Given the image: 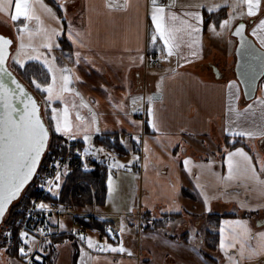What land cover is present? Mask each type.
I'll list each match as a JSON object with an SVG mask.
<instances>
[{
  "label": "crops",
  "instance_id": "obj_1",
  "mask_svg": "<svg viewBox=\"0 0 264 264\" xmlns=\"http://www.w3.org/2000/svg\"><path fill=\"white\" fill-rule=\"evenodd\" d=\"M29 4L31 19L11 18L15 0L0 10V18L13 28L3 24L8 28L5 35L19 55L22 50L34 53L25 63L43 57L38 63L47 69L51 63L61 66L60 73H50L46 86L53 90L51 99L46 91L49 106L74 116L81 113L90 124L88 130L70 129V136L57 132L51 119L52 131L83 142L84 152V137L95 141L102 134L120 136V151H108V163L100 160L108 170V188L98 211L102 220L113 221L120 241L107 238L101 253L92 252L102 243L103 225L83 227L87 248H82L87 253L79 254L75 264H264V77L255 98L245 100L234 72L238 42L233 36L239 24H246V34L264 49V0L255 15L248 14L244 0ZM160 8L163 13L157 11ZM154 11L162 16L166 30L175 29L172 55L153 22ZM195 14L203 18L202 24ZM225 20L228 24L221 27ZM151 55L159 58L158 66L150 65ZM64 76L69 90H64ZM226 139L241 144L230 149L224 145ZM237 150L246 154L249 166L230 177L228 154ZM233 159L243 157L236 154ZM114 185L118 192H113ZM213 214L232 216H225L214 229L207 225ZM164 217L169 218L162 231H144ZM50 226L53 231L72 230L73 218H53ZM196 228L202 229L198 233ZM207 231L218 234L213 259L205 256ZM95 236L90 246L88 240ZM64 242L56 244L53 264L67 246Z\"/></svg>",
  "mask_w": 264,
  "mask_h": 264
},
{
  "label": "snow or ice",
  "instance_id": "obj_2",
  "mask_svg": "<svg viewBox=\"0 0 264 264\" xmlns=\"http://www.w3.org/2000/svg\"><path fill=\"white\" fill-rule=\"evenodd\" d=\"M12 2L13 0H0V10H3L7 6L11 5ZM244 2L247 3V11L249 15H255L259 11L260 0H244ZM153 3L155 4V0H153ZM109 7H113V5L110 4ZM49 11L51 10L49 9ZM157 11L163 13L162 8L157 9ZM208 11H212L211 6L208 8ZM32 15L33 9L29 4V0H15V12L11 16L14 21L20 17L31 19ZM195 18L199 24L203 23V18L199 14H195ZM152 19L156 25V29L159 32L160 37L164 41L165 46L168 47V55H172L171 41L174 38L173 32L175 29L166 30L161 23L162 16L158 18L157 12L155 11L153 12ZM173 19H175V17H173ZM227 24L228 21L225 20L221 24V27H224ZM260 25L264 27V20L260 21ZM187 27L192 28L196 32L200 31L199 26L194 27L193 25L188 24ZM210 27L212 30H215V25ZM243 28L244 25L240 24L237 34H240V30ZM29 34L31 35V33ZM253 34H255V29L253 30ZM155 39L156 37L153 36V41H155ZM10 44V40L0 37V71H4V46ZM261 44L264 45V38L261 39ZM21 47H23V45H21ZM47 47L51 48L52 45L48 44ZM45 63H47V61H45ZM63 80L65 81L64 90H69L66 86L68 77L64 76ZM13 83H16V81L13 80ZM37 87L39 88L41 85L37 84ZM17 88L21 94H24L22 86L17 84ZM46 91L49 93V99H51L53 92L51 86H48ZM4 93L14 95L10 89L5 88L3 81L0 80V94ZM28 103H31V108L28 107ZM28 103H25L24 110L19 112L12 104L5 103V112L0 115V217H2L5 212L6 204H8L13 197L20 193V190L25 185V183L33 176L37 163L41 157V154L46 148V143L48 140V130L44 127L37 114V105L31 100V98H29ZM13 113L17 114L13 115ZM153 126L155 127V125ZM56 131H70L67 121H65L63 129L59 124H57ZM242 134L252 135V133ZM85 139H87V137ZM236 154L242 156L243 159L234 160L233 156ZM248 159L249 158L243 153L242 150H237V153H229V176L231 177L233 172L246 171L249 166L246 163ZM57 179H59V174L57 175ZM56 187H59V185H56ZM49 190L51 191V189ZM37 207L43 210L47 208V205L40 203L37 205ZM61 227H63V225H61ZM20 235L22 238L27 237L26 232H21ZM33 239H35V237H33ZM88 243L91 246L93 242L91 239H89ZM107 247L111 248L112 246L108 245ZM221 247H224L223 241L221 242ZM119 250L124 251L123 247H120ZM27 251L30 252L31 249L29 248ZM20 253L21 255H26V250L24 247L20 248Z\"/></svg>",
  "mask_w": 264,
  "mask_h": 264
},
{
  "label": "trees",
  "instance_id": "obj_3",
  "mask_svg": "<svg viewBox=\"0 0 264 264\" xmlns=\"http://www.w3.org/2000/svg\"><path fill=\"white\" fill-rule=\"evenodd\" d=\"M210 20V18H208ZM14 59V60H13ZM19 59V60H18ZM20 57L18 56V52L13 50L9 59V65L11 70L21 79V81L35 94L37 99L44 103L46 99V86L50 83L51 74L50 71L43 66L42 64L36 61H28L24 62L25 66H22L20 63ZM35 81V82H34ZM37 84L41 85V87H37ZM49 106L48 111H46L45 106L42 110V115L45 119V122L50 130V142L47 149V152L43 158L42 164L40 166V170L44 164L49 163L55 157L60 156L61 154L65 153L64 144H65V137L59 135L55 131H52V122L51 120V113ZM78 149L83 150L84 143L79 141ZM96 146L102 147L107 151H114L119 152L121 149L120 143V136L119 134H102L95 138L94 141ZM241 144V141L238 140L235 143L228 142L227 139L224 140L225 147L234 148L237 145ZM100 164L94 166L90 170H85L79 168V165L73 163L74 167H71L69 173L66 174V179L63 183V186L59 190H54V185L51 188V191L48 192L47 200L57 203H65V204H72L75 205L78 209H86L87 211H93L92 208L93 199L95 201L94 205L96 208L101 209L105 205V198L107 195V180H108V170L106 166ZM38 172V174H39ZM35 181V180H34ZM33 181V182H34ZM32 182V184H33ZM32 184L28 186L23 196L18 199L13 205L8 209L5 218H9L13 215H18L19 211H16L18 208H27L30 203V198L28 195H33ZM54 190V191H53ZM81 193V194H80ZM187 194V191H186ZM98 204V206H97ZM89 206V207H88ZM230 217L232 215L225 214V215H218L213 214L207 217V225L208 227H212L214 229H218L220 225L221 219L224 217ZM169 217H164L162 220H155L152 223L151 227H147L144 231H162L167 223ZM102 220V219H100ZM80 224L85 228H101V225L105 224H112L113 221L111 219H104L102 221L94 220V223H89L84 218L79 219ZM102 229V230H103ZM56 232L55 230L53 231ZM103 232V231H100ZM57 234V233H56ZM57 237L51 245V248H54L56 242L60 243L63 242L64 239ZM204 250L206 252L205 256L208 259H211V253H214L219 246L218 243V234L212 233L207 231L205 238H204ZM54 254V250H53ZM213 259V258H212ZM51 264H53V259H50Z\"/></svg>",
  "mask_w": 264,
  "mask_h": 264
},
{
  "label": "built area",
  "instance_id": "obj_4",
  "mask_svg": "<svg viewBox=\"0 0 264 264\" xmlns=\"http://www.w3.org/2000/svg\"><path fill=\"white\" fill-rule=\"evenodd\" d=\"M149 62L152 66L159 64L156 56H150ZM65 153L52 159L49 163L42 166L41 171L35 177L32 190L33 195L29 196L30 203L27 208H18V215L5 218L0 226V240L4 245L8 255L12 254L23 264H51L52 248L51 245L57 237H71L76 240L74 232L66 234L53 233L50 226L51 218L63 219L67 215L73 217L74 227L83 231V226L79 219L84 218L89 223L101 217V213L97 211H87L78 209L75 205L70 204H49L45 202V197L49 187L57 178L61 171L74 167L73 163L82 167L84 165L91 166L96 160L90 156L81 154L76 142L70 138L65 140ZM44 203L47 208L40 209L38 204ZM111 226H106V232L111 231ZM26 232L27 237L22 238L20 233ZM35 237V239H33ZM109 237L117 241L116 233H109ZM57 240V239H56ZM79 238H77V241ZM24 247L26 255H21L20 248ZM102 243L96 245L95 250L102 249ZM31 251H27L28 249Z\"/></svg>",
  "mask_w": 264,
  "mask_h": 264
},
{
  "label": "water",
  "instance_id": "obj_5",
  "mask_svg": "<svg viewBox=\"0 0 264 264\" xmlns=\"http://www.w3.org/2000/svg\"><path fill=\"white\" fill-rule=\"evenodd\" d=\"M239 25L233 32V36L236 37L238 42L235 51L236 63L234 66V72L243 90L245 100L250 101L255 98L259 83L264 77V49H262L253 38L249 37L246 34V24H243L244 28L240 30V34H237ZM0 37H4L5 39L11 41L10 45L4 46V71H0V80L3 81L6 89H10L11 92L14 93V95H10L7 93L0 94V115L5 112V103L12 104L19 112L24 110L25 103H28L29 98H31V100L37 105V114L40 120L42 121L44 127L48 130V140L46 143V148L41 154L33 176L25 183V185L20 190V193L17 196L13 197L8 204H6L5 212L3 214L4 216L8 208L20 198L27 185L33 181L38 171L43 155L47 150L48 143L50 140V130L42 115V103L37 99L35 94L21 81V79L14 73V71L11 70L9 66V59L11 56V47L13 45V40L4 34H0ZM13 80H15L16 83H13ZM17 84L22 86L24 94L20 93L19 89L17 88ZM28 107L31 108V103H28ZM16 114L17 113H13V115ZM3 216L0 217V224L2 223ZM261 225H264V223Z\"/></svg>",
  "mask_w": 264,
  "mask_h": 264
},
{
  "label": "rangeland",
  "instance_id": "obj_6",
  "mask_svg": "<svg viewBox=\"0 0 264 264\" xmlns=\"http://www.w3.org/2000/svg\"><path fill=\"white\" fill-rule=\"evenodd\" d=\"M3 24L8 26L10 28V30L13 29L12 27L9 26L7 20H3V19L0 18V26H1L0 27V31H2L4 33V35L8 34V28H6V29H5V27L3 28L2 27ZM32 55H34L33 52H29L27 50H22L21 54L20 55L18 54V56L20 57V60H21L20 63L22 64L24 62V60H26L28 57H30ZM41 58H43V57H33L30 61L39 62V61L42 60ZM48 69H51L49 71H50V73L52 75L58 74V73H60L62 71L61 66H59L58 64H55V63H51V65H49ZM45 100H46V104H47L46 111H48L47 109H49V103H48L47 99H45ZM44 104H45V102H44ZM51 108H50L52 110L51 119L54 122V127L55 128H56L57 124H59L61 126V128L63 129L65 121H67L70 129H72V132L73 131H77L78 128H80L82 130H88L89 129L90 124L86 120L83 119L84 115H82L81 113H79V114L77 113L74 116L73 114H70V113H67V112H63L61 109H58V108L55 109V107H51ZM61 112H63V113H61ZM75 121L82 122L85 125H76ZM73 122H75V123L73 124V126H71V124ZM60 133L62 134V131H60ZM66 135H70L71 136L72 135L71 131H68ZM85 138L86 137H84V140H85V143H86L85 152L88 153V154H91V155H94V156L98 157L101 161H106L108 163L109 162V158H108L109 155H107L108 151L103 149V148H101V147H99V146H96L95 143H94V139L93 138H89V137H87V139H85ZM101 165L105 166V163H103ZM119 166L121 168H123L124 167V162L121 161ZM121 176H123V174L119 173L118 177H121ZM63 178H65L64 174H62L59 177V179L57 180V182L54 184V190L58 189V187H56V185L60 186L62 181H63ZM113 188H114L113 192H118L119 191V187L114 185ZM50 202H52V201H50ZM94 203H95V201L93 199L92 208H90V209L94 210V211H100L101 209H99V208L97 209L96 206L94 205ZM97 206H98V204H97ZM67 217H68V215L65 218H67ZM66 222L68 223L69 226H70V224L72 225V222H71L70 218L67 219ZM201 229L196 228V232L199 233L201 231ZM72 230H74V229H72ZM68 232H70V231H68ZM77 238L83 239V236L80 235V234H76V240L71 238V237H67L66 238V241L64 243L67 246L62 248V249H60L59 260L57 261V264H75L76 261H77V258H78L77 256H79V254L82 256L84 253H87L86 250H84L82 248V246H80L77 243ZM94 239H97V236L93 237V239L91 241H95ZM75 244H77L78 246H75ZM7 252L8 251L5 250L4 245L1 244V240H0V264H22L18 259H16V257L14 255L9 254V256H8L7 254L9 252L8 253ZM73 256H74V260H72Z\"/></svg>",
  "mask_w": 264,
  "mask_h": 264
}]
</instances>
